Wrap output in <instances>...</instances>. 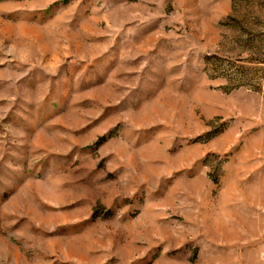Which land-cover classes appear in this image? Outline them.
Instances as JSON below:
<instances>
[{
  "label": "rangeland",
  "instance_id": "obj_1",
  "mask_svg": "<svg viewBox=\"0 0 264 264\" xmlns=\"http://www.w3.org/2000/svg\"><path fill=\"white\" fill-rule=\"evenodd\" d=\"M0 264H264V0H0Z\"/></svg>",
  "mask_w": 264,
  "mask_h": 264
}]
</instances>
